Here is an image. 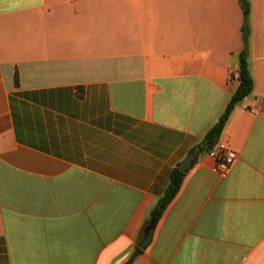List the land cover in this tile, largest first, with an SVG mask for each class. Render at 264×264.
<instances>
[{"label":"crops","instance_id":"obj_1","mask_svg":"<svg viewBox=\"0 0 264 264\" xmlns=\"http://www.w3.org/2000/svg\"><path fill=\"white\" fill-rule=\"evenodd\" d=\"M0 0V264H264V0Z\"/></svg>","mask_w":264,"mask_h":264},{"label":"trees","instance_id":"obj_2","mask_svg":"<svg viewBox=\"0 0 264 264\" xmlns=\"http://www.w3.org/2000/svg\"><path fill=\"white\" fill-rule=\"evenodd\" d=\"M240 2H241V6L243 9V13H244V23L242 26L244 47L242 51L240 52V66L238 69V76H237V79L239 80V85L236 91L230 97L227 103V106L224 112L222 113V115L219 117V119L216 121L213 127L205 134L200 144L201 150L209 151V150L214 149L217 146L220 140L221 134L234 108L240 101L250 96L254 90V79H253V76L250 70V64H249V39H250L249 19H250V13H251V1L250 0H240ZM185 175L186 173L178 167L172 170L171 176H170L169 187L167 188L165 194L160 198L158 204L154 208L152 212V217L157 216L160 218L161 216H163L168 206L171 204V202L174 200V198L179 193L182 187ZM150 223L151 221L148 222V225ZM142 252H143V249L140 246H138L134 255L125 264H132L135 257L138 256Z\"/></svg>","mask_w":264,"mask_h":264},{"label":"built area","instance_id":"obj_3","mask_svg":"<svg viewBox=\"0 0 264 264\" xmlns=\"http://www.w3.org/2000/svg\"><path fill=\"white\" fill-rule=\"evenodd\" d=\"M215 148L210 150V154L217 157L218 172L225 175L237 161L238 153L225 145L220 146L217 150Z\"/></svg>","mask_w":264,"mask_h":264},{"label":"water","instance_id":"obj_4","mask_svg":"<svg viewBox=\"0 0 264 264\" xmlns=\"http://www.w3.org/2000/svg\"><path fill=\"white\" fill-rule=\"evenodd\" d=\"M195 161H196V154L193 151L191 153V155L186 160H184L183 162L178 164V168H180L182 171L187 173L193 167ZM158 221H159V217L154 216L152 218L151 225L149 226V228L147 230V234H146V236L144 237V239H143V241L141 243V248L142 249H145V248H147L150 245V243H151V241L153 239L154 232H155V229H156Z\"/></svg>","mask_w":264,"mask_h":264}]
</instances>
